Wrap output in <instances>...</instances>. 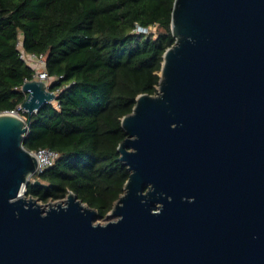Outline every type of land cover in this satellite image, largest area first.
I'll return each mask as SVG.
<instances>
[{
    "label": "water",
    "instance_id": "obj_1",
    "mask_svg": "<svg viewBox=\"0 0 264 264\" xmlns=\"http://www.w3.org/2000/svg\"><path fill=\"white\" fill-rule=\"evenodd\" d=\"M170 28L157 92L121 117L116 219L24 194L45 80L22 83L26 118L0 111V264H264V0H174Z\"/></svg>",
    "mask_w": 264,
    "mask_h": 264
},
{
    "label": "trees",
    "instance_id": "obj_2",
    "mask_svg": "<svg viewBox=\"0 0 264 264\" xmlns=\"http://www.w3.org/2000/svg\"><path fill=\"white\" fill-rule=\"evenodd\" d=\"M173 1L0 0V111L27 117L21 85L35 68L20 49L44 54L56 93L31 113L22 140L27 150L57 152L29 177L26 196L45 203L71 190L106 216L129 174L117 159L126 135L121 117L139 93L157 92L162 53L175 39Z\"/></svg>",
    "mask_w": 264,
    "mask_h": 264
},
{
    "label": "built area",
    "instance_id": "obj_3",
    "mask_svg": "<svg viewBox=\"0 0 264 264\" xmlns=\"http://www.w3.org/2000/svg\"><path fill=\"white\" fill-rule=\"evenodd\" d=\"M16 44L20 45V40H17ZM20 57L25 60L28 65L35 68V72L31 79H43L45 80L48 87L49 83L52 80V77H49L46 70L44 69V54L26 52L23 49H20ZM8 111L18 114L17 110ZM29 151L37 158L38 161L34 172H39L45 167L51 165L57 157V152L50 148L41 147Z\"/></svg>",
    "mask_w": 264,
    "mask_h": 264
},
{
    "label": "rangeland",
    "instance_id": "obj_4",
    "mask_svg": "<svg viewBox=\"0 0 264 264\" xmlns=\"http://www.w3.org/2000/svg\"><path fill=\"white\" fill-rule=\"evenodd\" d=\"M19 114V113H18ZM20 115V114H19ZM42 203V202H41ZM45 204V203H43ZM112 219H116V216H110V215H106L105 217H97L95 222H99V223H105L108 220H112Z\"/></svg>",
    "mask_w": 264,
    "mask_h": 264
},
{
    "label": "bare ground",
    "instance_id": "obj_5",
    "mask_svg": "<svg viewBox=\"0 0 264 264\" xmlns=\"http://www.w3.org/2000/svg\"><path fill=\"white\" fill-rule=\"evenodd\" d=\"M21 195H23V194L21 193Z\"/></svg>",
    "mask_w": 264,
    "mask_h": 264
}]
</instances>
